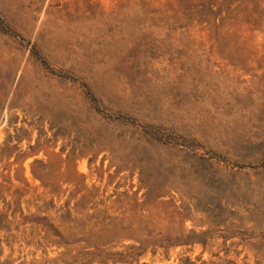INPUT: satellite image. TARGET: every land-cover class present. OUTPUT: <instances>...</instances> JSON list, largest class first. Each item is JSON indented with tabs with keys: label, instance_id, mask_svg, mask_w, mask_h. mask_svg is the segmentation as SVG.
Here are the masks:
<instances>
[{
	"label": "rangeland",
	"instance_id": "rangeland-1",
	"mask_svg": "<svg viewBox=\"0 0 264 264\" xmlns=\"http://www.w3.org/2000/svg\"><path fill=\"white\" fill-rule=\"evenodd\" d=\"M0 264H264V0H0Z\"/></svg>",
	"mask_w": 264,
	"mask_h": 264
}]
</instances>
